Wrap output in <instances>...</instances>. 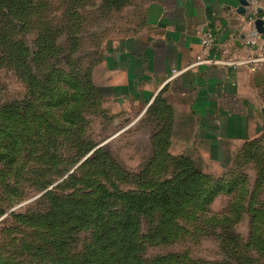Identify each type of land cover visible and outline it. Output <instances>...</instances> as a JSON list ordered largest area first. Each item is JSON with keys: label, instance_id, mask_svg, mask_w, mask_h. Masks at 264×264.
I'll use <instances>...</instances> for the list:
<instances>
[{"label": "rangeland", "instance_id": "1", "mask_svg": "<svg viewBox=\"0 0 264 264\" xmlns=\"http://www.w3.org/2000/svg\"><path fill=\"white\" fill-rule=\"evenodd\" d=\"M131 1L118 8L104 1L99 15L109 18ZM94 3L0 4V264H264V130L221 165L195 162L206 174L200 186L218 189L212 199L203 194L184 208L174 205L178 210L139 214L128 238L111 216L123 203L110 200L102 211L93 201L103 186L149 192L180 168L158 153L157 121L108 141L127 117L103 100L75 111L74 123L66 120L59 102L64 76L79 80L74 73L92 64L93 79L91 56L80 59L76 39L95 42L85 36L95 22ZM85 6L90 14L81 15ZM74 11L79 18L70 16ZM50 99L55 107H48ZM260 99L264 112V83ZM134 239L136 248L128 243Z\"/></svg>", "mask_w": 264, "mask_h": 264}, {"label": "crops", "instance_id": "2", "mask_svg": "<svg viewBox=\"0 0 264 264\" xmlns=\"http://www.w3.org/2000/svg\"><path fill=\"white\" fill-rule=\"evenodd\" d=\"M104 1L91 5L99 17ZM248 1L246 12L239 11L240 0H132L109 11V18L98 19L96 12L94 24L84 26L95 42L82 39V48L91 56L103 103L127 117L107 140L157 121L171 131L172 155L189 156L206 169L233 159L239 145L261 133L264 65L256 71L201 65L170 78L173 68L187 67L199 53L204 23L215 34L211 55L244 50L247 37L257 32L255 19L264 17V0ZM83 10L81 15L90 14V8ZM147 113L153 118L147 120Z\"/></svg>", "mask_w": 264, "mask_h": 264}, {"label": "trees", "instance_id": "3", "mask_svg": "<svg viewBox=\"0 0 264 264\" xmlns=\"http://www.w3.org/2000/svg\"><path fill=\"white\" fill-rule=\"evenodd\" d=\"M3 2H5V0H0V4H3ZM105 2L109 5L119 7L120 4L122 2L125 3L126 0H105ZM80 7L81 6H78V9ZM77 14L78 12L75 11L70 12L71 17L77 16V18H79ZM77 39L76 45L78 46V56H80V59H85V56L88 53L83 50L82 43L79 41V38ZM88 65L90 68L89 71L83 72L79 69L78 72L74 73L78 76L79 80H75L73 77L68 79L66 75L64 76L65 88H63L64 91L62 100L59 102L62 104L63 114L66 120L71 123L75 122L74 113L78 109L85 108V111L87 112L89 107L93 105L98 107L102 103V97L100 95L99 89L92 79V64ZM76 75L72 76L75 77ZM49 98L50 97L48 96V99ZM55 103V99H50L47 101L48 107H55ZM49 127L53 126L48 125V128ZM168 134L169 130L163 128L159 134L154 135V143L161 148V150L158 151L159 154L164 153L167 155L166 160H173V162L179 165L180 168L177 170V172H175L172 176L159 181L160 183H157L155 187L149 192H119V190H109L103 186L102 191L101 189H98L99 194L93 200L95 203H100L102 206V211H104L105 205L109 203L110 200H118L123 203V209L121 212L112 214L111 216L118 218L116 220L118 228L120 231L122 230L126 238H128V232L135 234L137 231L139 214H147L153 210L167 207L170 208V211H173L174 208L178 210L176 206L179 208L189 206L191 202L199 199L203 194L212 199L211 197L218 190L217 188H207L205 186H200L201 178H203L206 174L202 173V171L196 166L195 161L189 156H173L166 152V147L169 144ZM95 154H97V151ZM94 158H96V156ZM102 192L103 195L101 194ZM107 199L109 200L107 201ZM128 243L134 248L138 246L135 239L134 241ZM125 259H129V256L125 257Z\"/></svg>", "mask_w": 264, "mask_h": 264}, {"label": "built area", "instance_id": "4", "mask_svg": "<svg viewBox=\"0 0 264 264\" xmlns=\"http://www.w3.org/2000/svg\"><path fill=\"white\" fill-rule=\"evenodd\" d=\"M201 48L195 59L185 68H173L170 78L182 74L189 68H196L201 65H221L234 68L245 66L256 71L264 65V33L251 34L247 37L245 51L236 49L231 52L224 49L220 55H211L210 49L215 43L213 29L206 23L200 26Z\"/></svg>", "mask_w": 264, "mask_h": 264}, {"label": "water", "instance_id": "5", "mask_svg": "<svg viewBox=\"0 0 264 264\" xmlns=\"http://www.w3.org/2000/svg\"><path fill=\"white\" fill-rule=\"evenodd\" d=\"M240 3H241V6L239 8V11L240 12H246V10H247L246 6L249 5V1L248 0H240ZM255 27L259 33H264V17L258 16L255 19Z\"/></svg>", "mask_w": 264, "mask_h": 264}]
</instances>
